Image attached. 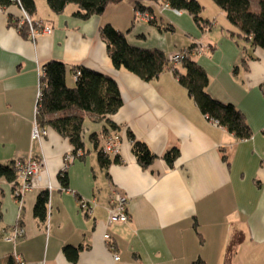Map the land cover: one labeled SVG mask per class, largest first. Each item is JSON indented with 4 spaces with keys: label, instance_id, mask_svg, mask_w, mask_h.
<instances>
[{
    "label": "crops",
    "instance_id": "obj_1",
    "mask_svg": "<svg viewBox=\"0 0 264 264\" xmlns=\"http://www.w3.org/2000/svg\"><path fill=\"white\" fill-rule=\"evenodd\" d=\"M45 1L36 0L34 20L53 32L36 40L10 22L23 21L17 4L0 8V161L45 160L22 206L12 185L0 180V264L14 253L31 264H225L236 237L242 241L232 264H264V50L238 36L226 14H207L205 4L202 16L210 25L200 28L186 12L150 3L158 20L174 27L160 30L137 17V0L85 20L74 15L76 5L57 15ZM105 23L133 45L167 56L202 43L203 54L193 59L208 73V92L241 110L253 137L240 141L203 115L173 70L146 82L116 68L100 36ZM50 60L67 65L71 89L72 68L83 66L112 77L121 88L117 114L104 120L85 115V150L76 157L69 140L52 128L33 138L43 65ZM176 68L186 72L182 65ZM131 133L155 155L147 168L137 162ZM110 136L120 137V153L111 154L120 162L103 169L98 152L105 151ZM174 149L179 155L170 166L164 157ZM66 167L64 188L59 174ZM45 190L50 202L42 222L34 209ZM114 190L128 198L127 223H108ZM81 200L95 201L90 215L80 209ZM18 221L25 235L13 244L7 238ZM69 246L79 250L76 261L65 254Z\"/></svg>",
    "mask_w": 264,
    "mask_h": 264
},
{
    "label": "trees",
    "instance_id": "obj_2",
    "mask_svg": "<svg viewBox=\"0 0 264 264\" xmlns=\"http://www.w3.org/2000/svg\"><path fill=\"white\" fill-rule=\"evenodd\" d=\"M46 1L51 10L57 15L63 13L70 5L75 4L78 10L74 15L85 20L92 18V16L101 17L110 6L122 4L125 0ZM211 1L218 6L222 13L226 14L229 23L238 30V36L247 42L250 41L253 47L264 50V0ZM150 3L164 6L167 9L171 8L178 12L184 11L193 16L195 23L200 28L210 25L209 21L202 16L205 7L200 0H137L135 4L136 12L139 11L152 17L148 22L160 28V30H173L174 27L171 24L163 23L160 19L158 20L154 15V8L149 5ZM14 4L28 12L34 20V16L37 14L36 0H0L1 9ZM19 21L10 20L13 26L22 29L21 31L24 34L32 38L30 26L28 23H24V17L23 21ZM34 22L37 21L34 20ZM99 31L102 40L107 44V51L116 68H124L146 82L158 78L165 69L173 70L179 83L187 89L203 115L225 127L240 141L253 137L245 114L232 103L227 104L215 100L208 92L210 84L208 73L193 57L184 59L181 65L186 72L182 74L177 71V66H174V63L169 60V56L163 50L145 49L133 45L128 41L124 32L110 23H105L99 28ZM187 49L191 50L192 47ZM43 66L42 91L36 108V121L40 128H52L61 136L66 137L73 146L72 154L76 157L79 152L85 150V142H83L85 115L88 114L95 119L104 120L117 114L123 105L120 85L112 77L83 66L72 68V72L76 76V86L71 89L66 85L68 68L65 63L50 60ZM129 138L133 142L132 151H134L137 162L144 168L154 163L155 155H153L147 144L144 141L137 140L132 133ZM98 153V162L103 169H108L113 162H120L118 157L113 160L111 153L104 150H100ZM178 155L179 150L174 149L166 153L164 160L170 166H173ZM25 160L10 161V163L0 161V180L7 181L12 185L14 191L20 185L18 162H24ZM66 172L67 167L59 174L61 185L64 188H67L68 184ZM49 198V190H45L37 198L38 201L34 209L35 216L42 222H46L47 219ZM2 219V201L0 200V225ZM241 241L242 237H236L230 243L225 256V264H232V255ZM64 251L69 259L77 260L79 256L78 249L69 246ZM7 264H15L13 257L8 260ZM193 264L206 263L198 260Z\"/></svg>",
    "mask_w": 264,
    "mask_h": 264
},
{
    "label": "built area",
    "instance_id": "obj_3",
    "mask_svg": "<svg viewBox=\"0 0 264 264\" xmlns=\"http://www.w3.org/2000/svg\"><path fill=\"white\" fill-rule=\"evenodd\" d=\"M22 12L24 13V23H28L30 26V31L32 38L36 40L38 36L40 35H49L52 34L53 29L50 26H45L43 22L37 21L34 22V20L31 18V16L28 14V12H25L24 9H22ZM177 14H181V12L175 11ZM137 16L141 18L142 20L148 22L150 20L149 15L143 14L139 11H137ZM199 50V51H198ZM204 52V49L195 47V49L191 50H183L181 53H175L171 54L169 56V60L174 63V66L181 65L184 61V59L189 57L197 56V54ZM41 85H40V91L38 94V101L41 96ZM33 138L34 139H40L43 134H47L46 130L44 128H40L37 124L36 127L33 129ZM120 145L121 140L118 136H110L107 140L105 152L111 153V154H119L120 152ZM45 160H37L34 158L26 159L24 162H18L19 167V180L20 185L16 188L15 191V199L17 202L22 206L24 204L23 196L32 190L33 187V181L35 178H39L38 176L41 174V171L45 167ZM111 202H110V211L108 216V223L113 224H124L127 223L129 218V207H128V198L124 196L123 194H120L118 191H114L112 194ZM95 205V201H87V200H81L79 203L80 209H83V211L86 214H91L93 212L92 206ZM25 235V228L21 225V222L18 221V223L10 230V236L7 238V241L10 243H16L19 239H22ZM111 236L110 234H106L104 236V239L110 240ZM110 249H113L111 246ZM14 263L15 264H31L25 261L22 256L14 253L13 255ZM116 260H119L120 257L116 255Z\"/></svg>",
    "mask_w": 264,
    "mask_h": 264
},
{
    "label": "rangeland",
    "instance_id": "obj_4",
    "mask_svg": "<svg viewBox=\"0 0 264 264\" xmlns=\"http://www.w3.org/2000/svg\"><path fill=\"white\" fill-rule=\"evenodd\" d=\"M201 1V3L202 4H205V6H206V11H207V14H209V15H214V10L216 11V10H219L220 11V13H221V10L218 8V6L216 5V4H214L211 0H200ZM45 3H46V1H45ZM73 5H75V4H72V5H70V6H73ZM47 6V5H46ZM69 6V7H70ZM47 8V7H46ZM181 12H184V11H181ZM218 12V11H217ZM172 34V33H171ZM171 34H169V35H171ZM195 47H198V48H202V49H204V45H202V43H196V44H194L193 46H192V49L194 48L195 49ZM183 50H188L187 48L186 49H182L181 51H177V52H175V53H181ZM199 51V50H198ZM175 53H172V54H175ZM203 54V52H202V50H201V53H199V54H197V56H201ZM171 55V54H170ZM169 55V56H170ZM216 123V122H215ZM115 191V190H114ZM113 191V192H114ZM117 191V190H116ZM113 194V193H112ZM112 194H111V198L113 197L112 196ZM110 202H111V199H110ZM80 203V202H79ZM109 205H110V203H109ZM82 211H83V209H82Z\"/></svg>",
    "mask_w": 264,
    "mask_h": 264
}]
</instances>
